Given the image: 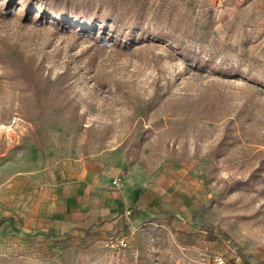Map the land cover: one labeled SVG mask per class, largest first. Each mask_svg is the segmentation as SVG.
<instances>
[{"label": "rangeland", "instance_id": "1", "mask_svg": "<svg viewBox=\"0 0 264 264\" xmlns=\"http://www.w3.org/2000/svg\"><path fill=\"white\" fill-rule=\"evenodd\" d=\"M7 2L0 264H264V0ZM110 171L165 210L126 235L42 224Z\"/></svg>", "mask_w": 264, "mask_h": 264}, {"label": "crops", "instance_id": "2", "mask_svg": "<svg viewBox=\"0 0 264 264\" xmlns=\"http://www.w3.org/2000/svg\"><path fill=\"white\" fill-rule=\"evenodd\" d=\"M114 174V171H110L100 177L84 175L79 179H69L61 188L67 193L59 194L61 198L54 193L46 203L42 224L60 228L62 233L76 230L83 234L90 226L87 231L99 237H105L113 231L126 235L141 216L165 210L163 202L158 198L161 193L156 188L153 193H142L140 188L127 183L122 194L113 191L122 188L107 186L106 181ZM21 183L14 182V186ZM131 208L139 213L131 212ZM37 212V208L25 211L29 215H36Z\"/></svg>", "mask_w": 264, "mask_h": 264}, {"label": "trees", "instance_id": "3", "mask_svg": "<svg viewBox=\"0 0 264 264\" xmlns=\"http://www.w3.org/2000/svg\"><path fill=\"white\" fill-rule=\"evenodd\" d=\"M12 1H13V0H8V2H7V4H6V6H7V10L10 9V6L12 5ZM30 7H31V3L27 4V8H30ZM7 13H8V12H6V14H7ZM52 16H54V18H56L57 14H56V13H53ZM130 211L133 212V213H139L135 208H131ZM4 219H5V220H8V219H9L10 222L14 223V222H13V217H12V216H9V217L4 218ZM156 220H158V222H159V223H162V224H164V222H167V223L170 222V218H165V217L162 218V219H159V217H156ZM211 236L214 237V235H212V234H211ZM211 236H210V237H211ZM206 238L209 239L208 236H207Z\"/></svg>", "mask_w": 264, "mask_h": 264}, {"label": "built area", "instance_id": "4", "mask_svg": "<svg viewBox=\"0 0 264 264\" xmlns=\"http://www.w3.org/2000/svg\"><path fill=\"white\" fill-rule=\"evenodd\" d=\"M112 186L114 187H119V181L116 179V180H113L112 181ZM118 245H123L125 243V237H121L118 239V241L116 242ZM217 262L219 264H224L223 260L222 259H216Z\"/></svg>", "mask_w": 264, "mask_h": 264}]
</instances>
